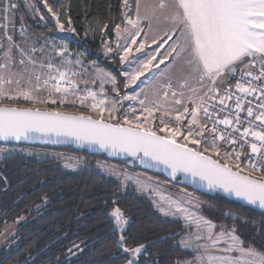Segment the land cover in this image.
Masks as SVG:
<instances>
[{"label":"snow or ice","instance_id":"snow-or-ice-1","mask_svg":"<svg viewBox=\"0 0 264 264\" xmlns=\"http://www.w3.org/2000/svg\"><path fill=\"white\" fill-rule=\"evenodd\" d=\"M42 2L60 32H75L70 17L68 27L62 22L59 6ZM121 7L115 48L105 41V58L115 59V51L123 64L142 53L121 72L123 82L67 43L34 38L23 14L17 42V13L46 17L30 0H0V157L17 151L8 146L13 141L71 142L130 157L146 169L162 167L172 180L182 175L264 210V0H122ZM133 86L139 90L129 94ZM97 167L148 189L139 177L106 163ZM160 201L159 211L179 214L186 229L169 237L181 255L168 264H264V248L238 233V216L224 214L231 227L217 224L187 193L176 199L162 194ZM111 203L104 210L119 233L121 254L114 259L160 264L149 244L126 234L129 219L115 206L118 200ZM82 243L73 241L68 252L83 251Z\"/></svg>","mask_w":264,"mask_h":264},{"label":"trees","instance_id":"trees-1","mask_svg":"<svg viewBox=\"0 0 264 264\" xmlns=\"http://www.w3.org/2000/svg\"><path fill=\"white\" fill-rule=\"evenodd\" d=\"M30 2L39 7L46 20L31 18L24 9L28 32L55 37V21L42 0ZM49 3L59 6L61 20L67 27V19L72 20L71 27L77 38L71 41V49L83 53L89 61L97 60L123 82L118 57L113 55L116 57L113 60L102 57L105 38L100 35L102 31L97 23H108L106 37L108 34L113 38V25L122 20V0H49ZM88 29L93 33L91 38L85 34ZM16 149L10 158L0 157V236L8 223L18 219L21 222L2 247L0 264H123L122 260L114 259L121 254L115 247L119 233L114 231V223L104 210L112 209L114 199L118 200L115 206L129 219L126 234L149 244V252L160 264H168L181 255L171 247L175 241L169 239L181 232V224L164 220L150 200L131 190L122 192L116 182L99 172L96 165L100 160H107L104 156L40 146L19 145ZM29 152L33 154L28 155ZM44 153H63L80 159L85 166L78 172L68 173ZM188 191L206 202L201 211L213 222L231 227L234 221L224 217L228 212L241 218L235 222L238 233L258 248H264V213L219 196ZM73 241H83V251L74 249L75 255L69 253Z\"/></svg>","mask_w":264,"mask_h":264},{"label":"rangeland","instance_id":"rangeland-1","mask_svg":"<svg viewBox=\"0 0 264 264\" xmlns=\"http://www.w3.org/2000/svg\"><path fill=\"white\" fill-rule=\"evenodd\" d=\"M26 14L30 15L31 18H33V15L29 12H27V10L25 9ZM47 11V10H46ZM26 15H24L25 17ZM38 18V16H36L34 19ZM67 27V26H66ZM19 28H20V24L19 27L15 28V36L14 38L17 40V42H21V37L19 35ZM27 29V28H26ZM28 31V30H27ZM102 37L105 38V41H110L113 44V48H115V41L117 39L116 35H115V31H114V37L110 38L109 35L107 34L106 37V32H102L100 34ZM93 36V33L91 32L90 29H88V34L87 37L91 38ZM36 37H40V38H51L53 39L57 45L61 44V42L63 43H67L68 47L71 49V41L75 40L77 37L75 36V34L73 32H60L59 29L56 28V33H55V37H46V36H34V38ZM123 40V37H121V42ZM29 43H31L32 41L29 40ZM76 42V41H75ZM6 40H5V45H6ZM77 43V42H76ZM153 48L156 47V45L152 46ZM72 52L74 53H79L77 50H73L71 49ZM150 49L147 48L145 51H148ZM102 57L105 58L104 55V46L103 49L101 51ZM110 55H116L115 51L113 53H111ZM142 53H134L132 56L129 57V61L133 60L135 57L141 56ZM118 57V56H117ZM85 60H87L85 58V55L83 57ZM118 62H119V57H118ZM129 61L124 62L123 64H120V67L118 68L119 70V74H121V72L123 70H130V64ZM164 65H161V68H163ZM104 68V67H102ZM107 71L112 72L109 69L104 68ZM154 71H158L155 70ZM123 77V81L125 80V77L123 75H121ZM141 79H144L143 77H141ZM140 82L138 81L137 84H139ZM83 86V85H82ZM138 91L139 88H136L135 86L130 87L128 89H126V91L131 94L133 92V90ZM24 104V106H30L25 104L24 102H21ZM130 102L125 101V104H128ZM40 107H45V106H40ZM48 156H50L52 159H54L56 165L60 168H62L65 172L68 173H75L78 172L81 168H83L85 166V163H83L82 161H80V159L72 157V156H68V155H64L63 153H52V154H47L44 153ZM78 159V160H77ZM80 161V162H79ZM98 163H106L109 167H115L118 171H123V172H127L128 174L132 175L133 177H139L141 180L143 181H147L148 182V189L144 190L140 187L137 186V184L133 181V180H129V181H123V177H121L120 179H117L116 176L110 175L107 171L105 170H101L100 168L97 167L96 165V169H98L99 172H101L103 175L107 176L109 179L113 180L114 182H116L119 185V188L121 189L122 192H126L128 190L134 191L138 196L140 197H145L148 200H150L153 204L154 210L157 211V213L166 221H176L179 222L181 224V232L180 234H183L186 229L184 228V221L181 217H179V214H177L176 216H165L163 215L158 208V205L161 204L162 202L160 201V195H165L166 197H170L173 199L176 198H180L181 196H183L185 193L190 194L192 196H194L196 199H198L201 202V206L199 209H196L197 211H199L200 213H202L201 208L202 206H204L206 204V202L200 198L199 196L195 195L194 193L183 189V187H179V186H175L172 185L171 183H169L166 180H162L159 177H156L150 173H147L145 171L139 170V169H131L128 168L125 165H121V164H117V163H113L111 161H107V160H100ZM69 165V167H65V165ZM124 184H126V186H123ZM206 218H208L204 213H202ZM209 219V218H208ZM21 222V219H18L16 221H13L11 223H8L6 225V227L3 230L2 235L0 236V251L2 249V247L5 245L6 241L8 239H10L13 235L14 232L16 231V229L18 228L19 224ZM179 239V237L177 238ZM176 243V241H175Z\"/></svg>","mask_w":264,"mask_h":264},{"label":"water","instance_id":"water-1","mask_svg":"<svg viewBox=\"0 0 264 264\" xmlns=\"http://www.w3.org/2000/svg\"><path fill=\"white\" fill-rule=\"evenodd\" d=\"M0 144H5V142L0 141ZM9 144L15 145V146L22 145V146H27V147L40 146V147H50V148H64V149H68V150H72V151L86 152L90 155L104 156L109 161L123 162L125 164V166H127L128 168L139 169V170L145 171V172L150 173L156 177H159V178H162V179L168 181L172 185L183 187L185 189H188V190H191L193 192H196V193H199L202 195H206V196H211V197L219 196V197L224 198L228 201H232V202L238 203L244 207H248L250 209H253L254 211H257L259 213H264V210H261V209L255 208L253 206L247 205L245 202L238 201L234 197H228L223 192H219V191L210 192L206 188L200 187L199 185H192L187 180H185L182 175H178L176 180H172L171 177L163 170L162 167L160 169H146L138 161H133L130 157H124V156L111 157L107 153L88 148L87 146L79 147L78 145L71 143V142H69V143H52V142H45L42 139H36V140H31V141H20V142L13 141V142H10Z\"/></svg>","mask_w":264,"mask_h":264},{"label":"crops","instance_id":"crops-1","mask_svg":"<svg viewBox=\"0 0 264 264\" xmlns=\"http://www.w3.org/2000/svg\"><path fill=\"white\" fill-rule=\"evenodd\" d=\"M20 3H21V5H23V0H20ZM21 14L25 15V12L23 11L22 13H17V15H16L15 26L17 28L19 27V24L21 23V21H20Z\"/></svg>","mask_w":264,"mask_h":264},{"label":"flooded vegetation","instance_id":"flooded-vegetation-1","mask_svg":"<svg viewBox=\"0 0 264 264\" xmlns=\"http://www.w3.org/2000/svg\"><path fill=\"white\" fill-rule=\"evenodd\" d=\"M162 180H164V179H162ZM183 189H185V188H183ZM186 190V189H185ZM173 222H176V221H173Z\"/></svg>","mask_w":264,"mask_h":264}]
</instances>
